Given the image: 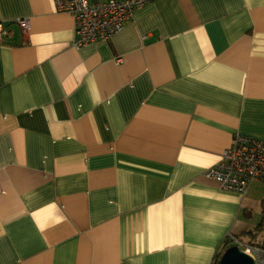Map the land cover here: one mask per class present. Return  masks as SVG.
<instances>
[{
  "label": "crops",
  "instance_id": "0c3cea01",
  "mask_svg": "<svg viewBox=\"0 0 264 264\" xmlns=\"http://www.w3.org/2000/svg\"><path fill=\"white\" fill-rule=\"evenodd\" d=\"M0 24V264L264 244V181L242 196L203 176L235 135L264 141V0H152L80 49L53 0H0Z\"/></svg>",
  "mask_w": 264,
  "mask_h": 264
},
{
  "label": "built area",
  "instance_id": "2783aa9c",
  "mask_svg": "<svg viewBox=\"0 0 264 264\" xmlns=\"http://www.w3.org/2000/svg\"><path fill=\"white\" fill-rule=\"evenodd\" d=\"M152 0H53L58 13L72 16L75 22V49L108 42L120 33L134 18L136 10ZM23 33L28 31V21H15ZM9 31L0 24V41ZM117 63L121 59L116 60ZM216 181L221 190L244 196L254 182L264 181V141L235 135L231 146L224 150L219 161L208 168L203 175ZM237 247L249 256L255 264H264V247L251 246L228 234L223 242V251ZM222 251V252H223Z\"/></svg>",
  "mask_w": 264,
  "mask_h": 264
},
{
  "label": "water",
  "instance_id": "95a60500",
  "mask_svg": "<svg viewBox=\"0 0 264 264\" xmlns=\"http://www.w3.org/2000/svg\"><path fill=\"white\" fill-rule=\"evenodd\" d=\"M217 264H255L254 261L237 247L227 248Z\"/></svg>",
  "mask_w": 264,
  "mask_h": 264
},
{
  "label": "trees",
  "instance_id": "16d2710c",
  "mask_svg": "<svg viewBox=\"0 0 264 264\" xmlns=\"http://www.w3.org/2000/svg\"><path fill=\"white\" fill-rule=\"evenodd\" d=\"M247 244H249V245H251V246H260V247H264V244H261V243H260V244H258V243H247ZM223 252H224V251H223ZM223 252H221V254H222ZM221 254H220V256H221ZM219 258H220V257H217L213 264H217L218 261H219Z\"/></svg>",
  "mask_w": 264,
  "mask_h": 264
},
{
  "label": "rangeland",
  "instance_id": "374dc122",
  "mask_svg": "<svg viewBox=\"0 0 264 264\" xmlns=\"http://www.w3.org/2000/svg\"><path fill=\"white\" fill-rule=\"evenodd\" d=\"M263 236H264V233H263Z\"/></svg>",
  "mask_w": 264,
  "mask_h": 264
}]
</instances>
